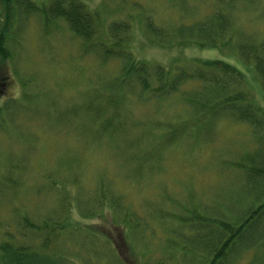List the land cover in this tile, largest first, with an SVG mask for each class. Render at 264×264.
<instances>
[{
    "label": "rangeland",
    "instance_id": "rangeland-1",
    "mask_svg": "<svg viewBox=\"0 0 264 264\" xmlns=\"http://www.w3.org/2000/svg\"><path fill=\"white\" fill-rule=\"evenodd\" d=\"M80 1L105 26L112 22L130 26L129 50L136 59L167 69L193 59L222 61L243 75L253 101L264 109L254 65L240 60L236 40L217 50L181 45L177 38L160 41L145 30L148 20L167 34L179 25L202 21L216 10L217 0ZM231 15L235 33L249 37L244 44L264 39V0H238ZM44 29L37 16L23 24L17 18L6 39L10 57L0 60L13 79L9 89L0 85V91H5L0 96L6 98L0 99V242L37 249L51 236L46 243L49 254L37 251L51 258V264H109V255L88 240L92 232H111L115 245L118 241V230L109 219L105 221L108 213L95 215L98 198L106 207L114 198L118 206L147 216L145 203L165 200L164 192L172 210L186 199L220 202L235 190L231 180L239 175L226 165L254 147L245 125L218 122L210 132L180 136L178 132L169 143L142 149L134 137L144 130H132L131 121L126 129L105 133L93 122L102 111L105 119L117 120L112 105L121 97L119 83L112 80L116 65H101L82 55L63 22L47 32ZM123 98L134 101L126 93ZM154 107L136 103L134 117L170 122L189 115L183 105L181 111L176 97L151 111ZM159 110L162 117L154 114ZM163 148L159 159L151 161ZM147 149L151 152L143 154ZM99 209L102 212L104 207ZM156 219L151 218L158 231L174 226ZM48 220L57 228L50 235L29 228L28 222L39 226Z\"/></svg>",
    "mask_w": 264,
    "mask_h": 264
},
{
    "label": "trees",
    "instance_id": "trees-1",
    "mask_svg": "<svg viewBox=\"0 0 264 264\" xmlns=\"http://www.w3.org/2000/svg\"><path fill=\"white\" fill-rule=\"evenodd\" d=\"M237 1L217 0L216 10L206 19L179 25L168 34L151 20L145 23V30L160 41L177 38L181 45L196 44L217 50L236 40L239 58L253 63L264 96V39L244 44L249 37L235 33L231 13ZM36 16L45 26V32L63 22L77 40L82 55L93 57L101 65L110 62L116 65L112 80L119 83L121 97L112 105L117 120L105 119V111H102L93 122L97 129L105 133L123 130L131 121L132 130H144L134 137L140 149L145 145L169 143L180 134L210 132L216 123L227 120L245 125L253 136L254 147L226 165L239 178L231 180L235 190L225 200L196 203L186 199L170 210L165 201L170 197L164 192L165 200L150 206L146 202L147 216H140L138 211L118 206L114 198L108 200V207L98 198L95 215L108 213L105 221L109 219V224L118 230V241L115 245L111 232H92L88 240L101 248L99 251L106 257L109 255V264H264V109L253 101L243 75L218 60L193 59L186 65L167 69L136 59L129 50L130 26L121 22L105 26L80 0H0L1 62L10 57L6 39L15 20L18 18L23 24ZM6 73L0 63V85L9 89L13 79L9 72L7 76ZM125 93L134 97V101L125 100ZM0 95L5 96V91ZM173 97L177 98L180 109L182 105L186 108L189 115L184 114L185 119L144 122L139 120L143 117H134V104L155 106L151 110L155 111L157 106ZM161 112L154 114L162 117ZM164 148L151 161L158 160ZM147 150L143 154L151 152ZM148 166L146 170L150 171ZM101 206L104 207L102 212ZM151 210L154 211L150 213ZM153 215L158 223L169 221L174 226L158 231L151 220L155 219ZM28 224L33 232L46 231L50 235L57 230L55 224L49 225V220L39 226ZM51 240V236H47L37 249L3 240L0 242V264H51V258L37 252L49 254L46 243Z\"/></svg>",
    "mask_w": 264,
    "mask_h": 264
}]
</instances>
